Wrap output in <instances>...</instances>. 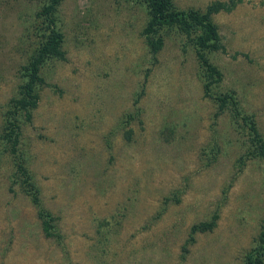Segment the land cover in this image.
Wrapping results in <instances>:
<instances>
[{
	"label": "rangeland",
	"instance_id": "rangeland-1",
	"mask_svg": "<svg viewBox=\"0 0 264 264\" xmlns=\"http://www.w3.org/2000/svg\"><path fill=\"white\" fill-rule=\"evenodd\" d=\"M44 1L0 0V264H243L264 218V157L248 155L231 105L216 113L180 32L162 27L151 56L143 0L56 4L64 58L40 64L10 150L5 112L42 39ZM212 19L225 46L207 52L222 73L212 90L234 93L264 138V0ZM30 183L57 234L44 233ZM214 210L213 228L185 243Z\"/></svg>",
	"mask_w": 264,
	"mask_h": 264
},
{
	"label": "trees",
	"instance_id": "trees-1",
	"mask_svg": "<svg viewBox=\"0 0 264 264\" xmlns=\"http://www.w3.org/2000/svg\"><path fill=\"white\" fill-rule=\"evenodd\" d=\"M60 0H45L39 14L41 15L40 29L42 39L37 48L29 56L28 61L21 67L22 82L19 85V93L10 98V106L5 112L4 131L2 136L10 144V150L15 151V144L20 133L18 119L23 114L25 119L30 118V109L38 100L37 87L43 82L39 67L46 57L56 56L64 58V49L61 46L62 32L57 27L53 12ZM241 0H210L202 9L188 6L178 7L173 0H143L145 3L147 18L141 29L143 39L151 56L163 44L162 27L173 28L180 32L186 43H190L194 50L196 61L202 72L203 93L212 97L216 102V113L231 105L234 114L245 126L249 135L248 155L264 157V138L259 133L251 116L238 106L234 93L216 92L212 85L220 80L222 73L207 55L208 51L225 50L221 42L217 25L212 19V14L221 10L229 11ZM16 170L25 174L21 162L15 163ZM29 176V175H27ZM31 201L38 207V214L42 217V229L46 235L57 234L54 230L52 218L49 213L39 206V198L36 188L30 183ZM44 216V217H43ZM218 213L214 210L209 217L197 220L190 224L186 242H192L197 232L208 231L215 225ZM183 245V249H185ZM264 218L260 223V229L254 238V242L243 255V264H264Z\"/></svg>",
	"mask_w": 264,
	"mask_h": 264
}]
</instances>
